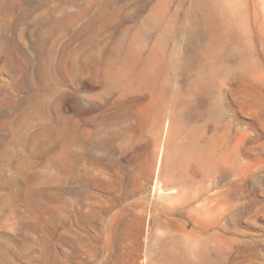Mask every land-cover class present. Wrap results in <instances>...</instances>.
Here are the masks:
<instances>
[{
    "label": "rangeland",
    "instance_id": "374dc122",
    "mask_svg": "<svg viewBox=\"0 0 264 264\" xmlns=\"http://www.w3.org/2000/svg\"><path fill=\"white\" fill-rule=\"evenodd\" d=\"M0 264H264V0H0Z\"/></svg>",
    "mask_w": 264,
    "mask_h": 264
},
{
    "label": "bare ground",
    "instance_id": "6f19581e",
    "mask_svg": "<svg viewBox=\"0 0 264 264\" xmlns=\"http://www.w3.org/2000/svg\"><path fill=\"white\" fill-rule=\"evenodd\" d=\"M161 154V153H160ZM190 155L189 154H181L179 158L175 161V166L171 170L173 177L175 178V182L173 183V186H169L166 181H163L162 174H160V170L157 172V168L161 163V159L159 158V154H157L155 168H153V164H150V170H149V176L151 179H153L154 182V192L160 193L162 191H171L173 194L167 196L168 200L163 201L160 203V211L161 213L170 214V213H182L189 210L190 207V197L188 196L187 189H188V180H187V172L185 169L186 162L188 161ZM149 161V160H148ZM149 163V162H148ZM62 170L63 166L61 162L58 164V172H59V179H62ZM61 194V190H60ZM196 207V206H195ZM194 208V207H192ZM200 210V209H199ZM202 213V212H201ZM149 217L153 219V213H149ZM148 217V218H149ZM150 218V219H151ZM156 218V217H154ZM148 230H158L159 226L153 222L152 220L148 221L147 224ZM176 238V237H175ZM152 239V238H151ZM178 241H173L171 239V242L167 248L169 252H175L178 249H184L188 251H192L194 254V258L199 261L202 259L203 254L207 251L206 246L199 241L197 238L192 239L191 242H188L184 245H178ZM214 254V253H213ZM147 255H145L146 259ZM213 257V256H212ZM144 259H142L143 261Z\"/></svg>",
    "mask_w": 264,
    "mask_h": 264
}]
</instances>
